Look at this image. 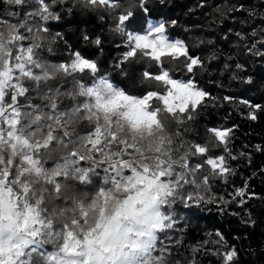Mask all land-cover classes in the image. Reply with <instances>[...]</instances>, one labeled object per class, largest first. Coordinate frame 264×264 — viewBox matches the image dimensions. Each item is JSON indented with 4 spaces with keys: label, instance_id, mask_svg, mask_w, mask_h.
I'll return each mask as SVG.
<instances>
[{
    "label": "snow or ice",
    "instance_id": "obj_1",
    "mask_svg": "<svg viewBox=\"0 0 264 264\" xmlns=\"http://www.w3.org/2000/svg\"><path fill=\"white\" fill-rule=\"evenodd\" d=\"M26 2L7 0L15 6ZM66 2L34 0L36 7L18 23L0 20L6 25L0 30V264H160L163 256L153 253L159 233L176 223L168 210L178 201L186 210L210 203L223 210L232 202L243 207L255 195L247 182L229 194L231 199L211 193L210 177L227 184L235 175L228 164L237 158L229 146L233 129L210 126L204 143L175 145L182 132H169L167 122L192 121L205 101L215 98L196 80L208 70L192 51L199 44L173 39L169 27L175 20L169 25L147 19L149 0H73L66 9L53 10ZM77 4L101 9L114 21L110 30L123 37L124 51L114 65L120 75L129 77L130 61L143 62L141 80L157 88L135 92L122 86L79 51H69L60 62L43 56L48 22L59 21L61 11L71 13ZM57 38L62 33L52 37L48 52ZM92 43L102 51L99 37ZM258 44L264 47V38L246 45L245 54L264 57ZM214 58L215 53L208 60ZM233 68L247 71L240 62ZM231 78L253 83L236 71ZM126 84L135 81L129 77ZM238 102L250 110L246 118L252 121L264 112L262 104ZM209 144L227 156H208ZM215 235L213 243L226 246L223 234ZM214 254L222 256V264H235L238 255L234 247Z\"/></svg>",
    "mask_w": 264,
    "mask_h": 264
},
{
    "label": "trees",
    "instance_id": "obj_2",
    "mask_svg": "<svg viewBox=\"0 0 264 264\" xmlns=\"http://www.w3.org/2000/svg\"><path fill=\"white\" fill-rule=\"evenodd\" d=\"M122 2L126 4L127 0ZM71 4L73 0H67L64 5L56 4L53 10L66 9ZM35 7L34 0H27L23 6L0 0V20L18 23L24 19L25 12ZM148 7L147 19L169 25L171 21H176L175 27H169L173 39L185 40L189 45L199 44L192 51L205 60L208 70L197 73L196 80L201 88L215 98L207 99L205 106L198 109L192 121L183 124L167 122L169 132H182L181 136L174 137L175 145L178 147L184 141L186 148L188 142L204 143L210 126L231 127L233 131L229 146L237 158L229 159L228 164L235 170V175L229 176L227 184L216 177H210L211 193L217 198L223 196L231 199L229 194L247 182L248 190L255 194L247 199L243 207L232 202L224 206L223 210L220 205L212 203L186 210L178 201L174 209L168 210L174 213L176 223L173 228L159 233L153 256H163L160 264H222V256L215 255L214 252L219 250L223 253L234 247L238 254L235 264H264V151H257L255 148L256 145L264 148V112L257 113L258 119L252 121L246 118L250 110L238 102L247 99L264 105V57L245 54L246 45L250 46L253 40L264 38V0H149ZM9 12H19L20 15L9 16ZM60 15L59 21L48 22L51 32L46 35L45 47L41 49L46 59L60 62L68 59L69 51H79L97 60L101 73L111 72V78L122 86L132 87L135 92L157 88L155 83L141 80L143 62H129V77L135 81L134 85H127L129 77L121 76L115 69V62L124 51L123 37L110 30L114 21L103 10L89 11L77 4L71 13L65 10ZM101 16L105 18L100 19ZM4 27L6 25L0 23V30ZM253 31H256V37L251 36ZM56 32L62 33V39L57 38L55 43L50 44L52 51L48 52L47 47ZM237 33H241L244 39L237 36ZM84 35H88L90 39L85 41ZM96 37L102 40V51L92 43ZM209 39L214 43L208 44ZM200 40L204 41L203 44L199 43ZM257 47L264 51V47L259 44ZM213 53L215 58L209 61L208 57ZM229 56L232 59H228ZM237 62L245 64L247 71L235 70L233 65ZM225 64L229 67L225 68ZM149 71L154 72L155 68H149ZM233 71H236L237 76H251L253 83L248 85L233 80ZM226 95L235 99L225 101L223 97ZM80 130L81 128H77L78 132ZM208 147L210 157L217 154L227 156L222 149L215 148L212 144ZM241 153L245 155H240ZM191 159L202 161L204 157ZM205 167L210 169V166ZM199 175L197 173L198 177ZM249 217L255 220L254 225L241 223L242 219L247 220ZM217 231L223 234L226 246L213 243L218 240L215 235ZM208 233L212 235L209 236ZM47 247L51 249V246Z\"/></svg>",
    "mask_w": 264,
    "mask_h": 264
}]
</instances>
